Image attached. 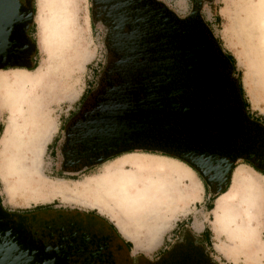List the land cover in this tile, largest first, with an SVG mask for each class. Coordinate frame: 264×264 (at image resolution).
<instances>
[{
  "label": "rangeland",
  "instance_id": "obj_1",
  "mask_svg": "<svg viewBox=\"0 0 264 264\" xmlns=\"http://www.w3.org/2000/svg\"><path fill=\"white\" fill-rule=\"evenodd\" d=\"M41 1L33 0L32 37L37 52L32 66L36 65V69L23 70L41 79L32 86L36 100L34 97L30 100L34 99L38 111L31 113L35 124L30 130L36 133L38 127L44 128L46 136L41 137L44 147L39 173H34L32 179L23 175L22 180L12 175L8 187L1 171L5 170L7 178H11L9 173H15L19 166L4 169L3 155L8 147L9 154H15L16 147L21 146L16 142L5 148L4 134L13 123L22 127L24 120L15 113L19 102L9 101L8 91L0 85L3 204L21 212L51 207L99 215L130 244L123 246V264H148L145 259L135 263L133 258L144 256L156 261L168 253L165 264H208L198 258V252L191 247L192 241L193 246L204 247L214 264H264V175L243 159L236 163L229 189L217 199V193L195 168L160 152L136 150L81 170L68 167L72 156L68 128L83 109L84 97L93 89L98 91L106 77L115 25L106 22L99 0H72L73 4L66 10L70 18L69 44L57 43L50 57L42 28V22L50 14L41 12ZM153 1L180 21L188 20L198 11L206 30L197 28L201 32L197 36L202 35L207 42L205 37L211 32L223 53L235 60V69L229 73L235 83L240 76L248 106L246 113L258 126L249 127L245 134L264 144V0ZM193 35L191 29L186 32V36ZM211 39L210 45L204 44L205 48L213 46ZM222 65L229 66L224 61ZM18 70L21 69L1 70L0 79L18 75ZM27 88L31 90L27 86L26 92ZM21 107L24 114H29L30 104ZM19 131L16 140L23 141L25 134ZM184 238L191 243L183 245ZM260 240L261 254L246 248Z\"/></svg>",
  "mask_w": 264,
  "mask_h": 264
},
{
  "label": "water",
  "instance_id": "obj_2",
  "mask_svg": "<svg viewBox=\"0 0 264 264\" xmlns=\"http://www.w3.org/2000/svg\"><path fill=\"white\" fill-rule=\"evenodd\" d=\"M99 4L115 25L112 55L100 89L68 128V167L81 170L136 150L160 152L195 168L217 194L239 160L264 170V144L245 134L258 126L231 78L233 65L211 32L212 52L204 46L209 37L197 36V28L206 30L198 11L180 21L153 0ZM18 8L17 0H0L3 59ZM189 29L193 36H186Z\"/></svg>",
  "mask_w": 264,
  "mask_h": 264
},
{
  "label": "flooded vegetation",
  "instance_id": "obj_3",
  "mask_svg": "<svg viewBox=\"0 0 264 264\" xmlns=\"http://www.w3.org/2000/svg\"><path fill=\"white\" fill-rule=\"evenodd\" d=\"M17 1L16 22L8 38L5 57H0V71L26 69L35 62L33 0ZM52 211L10 210L0 198V264L124 263L122 252L126 244L105 220L97 221L100 219L96 214L70 212L54 217L56 212ZM189 242L184 238L183 245ZM191 245L198 252V258L214 264L201 245L195 247L193 241Z\"/></svg>",
  "mask_w": 264,
  "mask_h": 264
},
{
  "label": "bare ground",
  "instance_id": "obj_4",
  "mask_svg": "<svg viewBox=\"0 0 264 264\" xmlns=\"http://www.w3.org/2000/svg\"><path fill=\"white\" fill-rule=\"evenodd\" d=\"M40 4L42 6L41 12H48L50 14V16L48 17L47 20L43 19L44 21L42 22V28L44 30V38L43 39H44V44L46 46L45 48H46L49 56L52 57V55H53L52 53L54 52L53 49L57 48V43H58V45H59V43H63L66 45L69 44V34H68V29H67L68 27L67 26H68V21L70 18L68 19V15L66 14V10L69 9L68 7L70 5H72L73 2H72V0H42L40 2ZM65 30H67L66 35L64 34ZM3 54H5V51ZM18 72H20L18 75H13L11 78L5 77V78L0 79V85H3L6 88V90L8 91L7 93H8L9 101L19 102L18 108L16 109L15 113L18 112L20 114L21 118L24 120L22 127L19 128L18 127L19 125H16L13 123L5 131L4 140H3L4 141L3 145L5 146V148L11 144L16 143V142L21 147L19 149H18V146L16 147L17 150H16L15 154L14 153L9 154L10 149H8L9 147L7 148V152L5 151L6 153L3 155V168L4 169L8 168L9 170L10 169L12 170L13 167L19 166L17 168L18 170H16V172H15L16 174L15 173H9V174H11L10 177L13 175V177L17 176V179H20L23 177V175L24 176L30 175L28 178L32 179L31 176L34 173L35 174L39 173V167H40V160L39 159L41 158L42 150L44 147V145H43L44 142H42L41 137L45 138V136H46L45 130L42 127H38L39 132H36V133L31 132V130H30V128H32L35 124L33 122V119L35 116L31 115V113L38 111V105L35 104L34 99L30 100L33 97L35 98V96H33V94L31 93L33 91L32 86L38 85V83H40L41 79L38 76H34V75H31L30 73H27L23 69L18 70ZM27 86L31 87V90H29V88H27V92H26L25 89ZM23 89H24V91H23ZM35 100H36V98H35ZM23 104H25V105L30 104V106H31L29 114H27V115L24 114L25 112L22 110L21 106ZM20 129L23 130L22 132L25 134V135L24 134L23 135L26 137L25 139H23V141L18 140V139L16 140L17 130L20 134V131H19ZM21 142H22V145H24V146L21 145ZM25 162H28L29 164L24 165ZM25 166H28V167H25ZM4 171L5 170L1 171V173H2L1 178H3L4 183H6L7 186L9 187V182H10V180H12L13 177L7 178L8 176L5 174L6 172L4 173ZM20 180H22V179H20ZM14 181H15V179H14ZM29 189H30V187H29ZM33 196H35V195H33ZM43 196H44V194H43ZM87 205H88V203H87Z\"/></svg>",
  "mask_w": 264,
  "mask_h": 264
},
{
  "label": "trees",
  "instance_id": "obj_5",
  "mask_svg": "<svg viewBox=\"0 0 264 264\" xmlns=\"http://www.w3.org/2000/svg\"><path fill=\"white\" fill-rule=\"evenodd\" d=\"M227 58H228V60L230 61V63L233 65V67H234V69H235V60H234V58L232 57V56H227ZM27 70H29V71H34L35 69H36V65H34V66H32V68H26ZM241 79H240V76H238L237 77V82H238V84H239V89H240V93H241V96H242V100H243V102H244V105H245V108L247 109L248 108V106H247V103L244 101V94H243V88H242V84H241V81H240ZM97 90V88L96 89H93L87 96H85L84 97V99H83V102H82V107H84V105H85V102H86V100L88 99V97L90 96V95H92V94H94V92ZM249 115V114H248ZM249 118H251V117H249ZM0 134H1V131H0ZM162 155H164V156H169V158H172V159H176V160H179L178 158H176V157H174V156H171V155H168V154H164V153H161ZM117 156V155H116ZM116 156H113V157H116ZM112 158V157H111ZM111 158H108L107 160H105L103 163H105V162H107L108 160H110ZM102 163V164H103ZM245 163H247L248 165H250L251 167H253L257 172H259V173H261V174H263L264 175V170H259L256 166H254L251 162H248V161H246ZM237 167V164H235V166H234V168H233V172H234V170H235V168ZM233 172H232V174H233ZM232 178V177H231ZM230 185H231V180H230V182L228 183V185L226 186V188L222 191V192H220V193H218L217 195H216V199L218 198V196H220L221 194H223V193H225L228 189H229V187H230ZM215 199V200H216ZM39 210H52V208L51 207H45V208H39V209H36L35 211H39ZM106 221V220H105ZM108 224H109V222L108 221H106ZM115 231H116V233L119 235V237L120 238H122L121 237V235L119 234V232L116 230V228L113 226V225H111V224H109ZM206 233V232H205ZM123 239V238H122ZM123 241L125 242V240L123 239ZM125 244H126V246L127 247H130V244L128 243V242H125ZM201 247V246H200ZM202 248L204 249V247L202 246ZM207 251H208V253H210V251H209V249H208V247H207ZM169 254V253H168ZM168 254H164L161 258H159L158 260H156V261H153V263H150V264H165V261H166V257L168 256ZM141 257H143V256H141ZM211 260L213 259V258H210ZM213 261V260H212Z\"/></svg>",
  "mask_w": 264,
  "mask_h": 264
},
{
  "label": "crops",
  "instance_id": "obj_6",
  "mask_svg": "<svg viewBox=\"0 0 264 264\" xmlns=\"http://www.w3.org/2000/svg\"><path fill=\"white\" fill-rule=\"evenodd\" d=\"M54 212H56V213H54ZM64 212H70L71 214H85V213H83V212H80V211H71V210H68V211H66V210H57V209H54L53 211H52V213H54V214H56L54 217H57V214H61V213H64ZM52 213H50V215H54V214H52ZM49 214V213H48ZM87 214H89V213H86L85 215H87ZM91 215V214H90ZM51 218L50 216H46V218ZM97 217L100 219V220H97V221H99V222H102V221H104L103 220V218H101L99 215H97ZM72 218V217H71ZM96 221V222H97ZM93 222H95V221H93ZM120 234V233H119ZM122 237V236H121ZM123 238V237H122ZM124 239V238H123ZM261 240L259 241V242H256V241H254V242H251L250 244H248L247 246H246V248H249L251 251H255L258 255L259 254H261L260 252H258L260 249H261ZM134 261H135V263H136V261L137 260H139L140 262L142 261V259L144 260H146L147 261V263L148 264H150V263H153V260H148L147 258H145L144 256L143 257H135L134 256Z\"/></svg>",
  "mask_w": 264,
  "mask_h": 264
}]
</instances>
